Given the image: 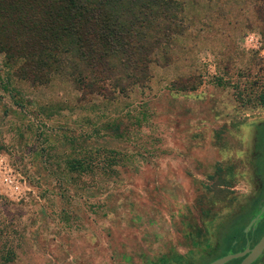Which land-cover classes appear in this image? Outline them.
<instances>
[{
	"label": "rangeland",
	"instance_id": "1",
	"mask_svg": "<svg viewBox=\"0 0 264 264\" xmlns=\"http://www.w3.org/2000/svg\"><path fill=\"white\" fill-rule=\"evenodd\" d=\"M175 1L165 57L113 100L34 86L0 53V264H144L211 195L236 126L264 119V2Z\"/></svg>",
	"mask_w": 264,
	"mask_h": 264
},
{
	"label": "trees",
	"instance_id": "2",
	"mask_svg": "<svg viewBox=\"0 0 264 264\" xmlns=\"http://www.w3.org/2000/svg\"><path fill=\"white\" fill-rule=\"evenodd\" d=\"M179 8L175 0H0V53L34 86L59 76L83 95L113 100L150 79L179 33Z\"/></svg>",
	"mask_w": 264,
	"mask_h": 264
},
{
	"label": "flooded vegetation",
	"instance_id": "3",
	"mask_svg": "<svg viewBox=\"0 0 264 264\" xmlns=\"http://www.w3.org/2000/svg\"><path fill=\"white\" fill-rule=\"evenodd\" d=\"M233 152L218 163L211 195L184 232L144 264H264V119L237 125Z\"/></svg>",
	"mask_w": 264,
	"mask_h": 264
},
{
	"label": "water",
	"instance_id": "4",
	"mask_svg": "<svg viewBox=\"0 0 264 264\" xmlns=\"http://www.w3.org/2000/svg\"><path fill=\"white\" fill-rule=\"evenodd\" d=\"M233 257H235V256L225 257L223 259H220V260L214 262L213 264H224L225 262H227L228 260L232 259Z\"/></svg>",
	"mask_w": 264,
	"mask_h": 264
}]
</instances>
